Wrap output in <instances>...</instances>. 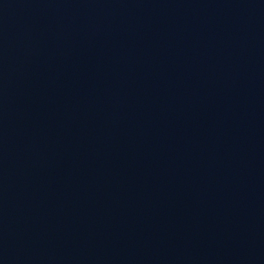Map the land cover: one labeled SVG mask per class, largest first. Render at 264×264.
Here are the masks:
<instances>
[{
  "label": "water",
  "instance_id": "95a60500",
  "mask_svg": "<svg viewBox=\"0 0 264 264\" xmlns=\"http://www.w3.org/2000/svg\"><path fill=\"white\" fill-rule=\"evenodd\" d=\"M264 84V0H160Z\"/></svg>",
  "mask_w": 264,
  "mask_h": 264
}]
</instances>
